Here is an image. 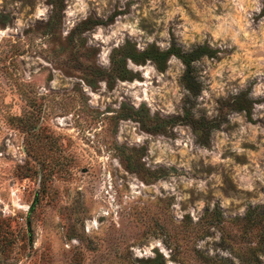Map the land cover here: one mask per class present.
Instances as JSON below:
<instances>
[{"label":"rangeland","instance_id":"obj_1","mask_svg":"<svg viewBox=\"0 0 264 264\" xmlns=\"http://www.w3.org/2000/svg\"><path fill=\"white\" fill-rule=\"evenodd\" d=\"M126 41L218 51L187 100L173 54L94 72ZM248 208L264 219V0H0V264H264Z\"/></svg>","mask_w":264,"mask_h":264},{"label":"trees","instance_id":"obj_2","mask_svg":"<svg viewBox=\"0 0 264 264\" xmlns=\"http://www.w3.org/2000/svg\"><path fill=\"white\" fill-rule=\"evenodd\" d=\"M90 20L91 18L85 20L84 23L88 24L89 22H97ZM217 51L218 49L213 48L205 43L196 44L190 49H183L175 43H172L165 49H160L157 45L151 43L148 44L145 48L138 50L133 43H131L130 41H126L112 53L109 68H100L95 66L94 72L100 74L102 77H105L108 84L112 86L117 78H131L132 76H134V74H136L127 67L126 60L128 58L135 62L143 61L145 59H151L155 62L157 67L162 69L165 67L168 57L173 54L179 57L185 65V69L181 75V82L188 89L189 95L187 96V100H190V95H195L199 91V83L195 80L194 75L192 74L193 61L203 55L214 56ZM90 81L93 82L92 79H90ZM235 103L237 108L244 109L247 113V116H249L251 105L249 99L245 97L244 94L239 95ZM128 108L131 107L128 106ZM141 109L145 108L141 107L139 110ZM139 110L135 111L138 112ZM183 115L185 118H191L190 107L184 106ZM179 117L180 116L170 117L169 121H173ZM215 125H217V123L214 120H209V123H207L206 127ZM211 211H215V215L217 216L216 219H220L222 217L221 210L218 207H214ZM255 211V208H248L244 216H242L241 218L237 217V219L241 220L244 234H246L248 230L249 232L259 230L261 235V242H264V219L262 217H258V214L255 213ZM247 260L250 262L256 261L255 253H251L250 257ZM151 261H158L159 263H163V260L159 257Z\"/></svg>","mask_w":264,"mask_h":264}]
</instances>
